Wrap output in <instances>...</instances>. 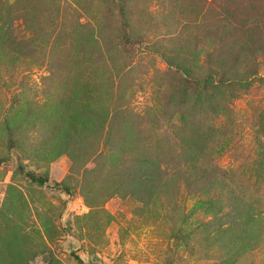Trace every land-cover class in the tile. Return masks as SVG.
Here are the masks:
<instances>
[{
  "label": "rangeland",
  "instance_id": "obj_1",
  "mask_svg": "<svg viewBox=\"0 0 264 264\" xmlns=\"http://www.w3.org/2000/svg\"><path fill=\"white\" fill-rule=\"evenodd\" d=\"M0 34L13 51L0 61V239L17 232L27 264L47 252L60 264H264V0H0ZM104 71L107 106L125 115L114 128L130 126L147 162L139 193L109 177L115 153L85 172L94 161L73 169L59 149L76 74ZM234 201L253 215L242 224Z\"/></svg>",
  "mask_w": 264,
  "mask_h": 264
},
{
  "label": "trees",
  "instance_id": "obj_2",
  "mask_svg": "<svg viewBox=\"0 0 264 264\" xmlns=\"http://www.w3.org/2000/svg\"><path fill=\"white\" fill-rule=\"evenodd\" d=\"M9 42L10 39L7 36L3 35L2 37L0 34V61L7 54L12 56L13 51ZM96 63H104V60H96ZM118 73L117 70L115 74ZM112 74L113 72L110 74L109 71L95 72V75L88 77L81 72L76 74L72 92L69 93L67 100H63V103H60L58 107L60 117V124H58L60 129L58 130L62 132L60 146H58L61 153L66 151L71 157L73 169H78L88 160L94 161V167H85V172H99V165L102 168L106 165L107 160L111 163L110 155L115 153L116 158L113 165L108 167L109 177L120 184H125V191L136 190L135 193H139L144 189H150L148 183L151 179L147 173L146 159L143 154L137 153L138 149L132 147L136 143L137 138L135 137L137 134L132 133L128 124L125 125L124 134L120 131L121 125L114 128L116 119L122 121L125 119V115H122L124 111L121 110L119 114L113 111L111 113L106 103L113 89ZM208 82L209 80L202 82V89ZM107 119H109V122ZM17 127L18 125H12L8 120L4 123L8 147L15 145L12 131ZM130 136L132 137L128 138ZM128 142H130L131 147L126 149V143ZM100 143L109 145L107 155L96 152ZM192 149L195 150L194 145H192ZM133 151L134 154L131 156ZM125 153L130 154V156L124 157ZM4 160L5 157H0V163ZM18 171L31 182L39 185L48 180L47 172L28 170L23 165L18 166ZM205 203L207 204L205 212L217 216L218 211L212 209L214 206L213 200L208 198ZM231 211L234 213V222L232 221L234 224H242L245 216L247 219L253 216L248 212V205L242 210L239 201L233 202ZM33 248L32 245L29 247L30 250L32 249L35 252ZM29 257L32 256H29V252L25 250L24 242L17 232L8 238L0 239V264H27ZM46 264H60V262L51 253L47 252Z\"/></svg>",
  "mask_w": 264,
  "mask_h": 264
}]
</instances>
